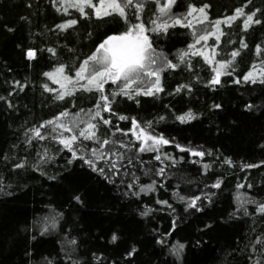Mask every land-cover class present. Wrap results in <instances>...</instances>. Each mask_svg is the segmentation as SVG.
I'll return each mask as SVG.
<instances>
[{"label":"trees","instance_id":"obj_1","mask_svg":"<svg viewBox=\"0 0 264 264\" xmlns=\"http://www.w3.org/2000/svg\"><path fill=\"white\" fill-rule=\"evenodd\" d=\"M62 3L0 0V264H264V213L258 210L264 203V0H176L167 15L159 11L166 0H133L127 20L118 14L98 18L89 7L87 15L71 7L65 12ZM205 5L207 21L187 16L191 7ZM237 9L244 15L221 24L219 41L210 37L196 44L214 54L213 63L191 55L196 37L215 31L214 22L236 16ZM252 13L261 22L245 28ZM176 18L191 20L192 27L173 25ZM70 20L77 23L58 27ZM165 22L166 31H153ZM138 23L148 29L157 66L166 61L178 66L164 67L163 91L151 96H112L119 85L105 84L112 110L102 116L111 123L92 120L97 139L81 137L73 147L82 158L74 159L51 131L55 125L46 122L72 127L64 136L78 134L100 93L76 85L72 95L57 99L64 89L45 73L63 65L56 79H75L105 39ZM29 50L35 58L28 57ZM185 51L189 55L181 61ZM228 61L220 83L212 84L214 69ZM249 72L255 83L244 80ZM189 111L195 119H177ZM62 112L69 115L61 117ZM132 118L170 143L140 152ZM37 128L44 139L35 136ZM104 140L111 143L103 145ZM93 148L124 158L98 160L93 170L86 163L95 160ZM112 160L116 169L110 168ZM147 185L154 189L141 192ZM197 196V207L189 208ZM177 243L184 245L179 257L171 251Z\"/></svg>","mask_w":264,"mask_h":264},{"label":"snow or ice","instance_id":"obj_2","mask_svg":"<svg viewBox=\"0 0 264 264\" xmlns=\"http://www.w3.org/2000/svg\"><path fill=\"white\" fill-rule=\"evenodd\" d=\"M159 2V0H157ZM176 3V0H166L159 11L161 14L167 15L171 12L172 6ZM66 4L67 7H63ZM133 5V0H98V3H93V0H63L62 7L63 11L67 12L68 8H76L81 14L87 15L85 12V8L89 7L94 10V14L99 18L102 16H110L113 14H118L120 17L127 20L126 8ZM135 8L137 10L143 9L142 3H136ZM207 5L204 7H200L197 9L196 7H191L187 12L188 17H193V19H197L198 23H203L208 20L207 13L205 9ZM199 12V18L194 17L193 14ZM244 15L243 9L236 10V16L227 17L224 20H217L214 22L215 31L205 30V34L199 35L195 39V43L189 46V50L191 51V55H200L203 56L204 59L209 63H213V56H209L208 52L204 49H197L196 44H199L201 41H207L210 37H215L217 41L220 39L221 32V24H230L233 20H235L238 16ZM255 13L247 15L246 20L244 21V27L248 28L253 22L260 23V20H254ZM76 20H70L66 24L58 25L60 28H67L71 25L76 24ZM155 24L156 22L153 21ZM184 24V21L181 18H176L173 20V25ZM186 27H192L191 20L188 21L187 24H184ZM169 25L165 23L157 24L156 28L153 31L158 30H167ZM148 29L142 23L132 24L127 30L119 35H112L105 39L96 49L95 53H93L87 60H84L80 68L75 72V79L72 76H63V80L66 83H62L59 79H56L57 74H63L65 71L64 66H60L55 70V73H45L50 79H53L56 83L60 84V88L64 89V91L59 92L57 99L63 100L65 96H70L76 91V85H79L80 88L86 91L96 90L100 93L99 102L95 106V112L90 116L89 121L87 122V127L79 131L78 134H73L70 137L64 136V132H73L72 127H66L64 123H56V121H48L47 125H55L51 129L52 132L59 133V143L63 145L65 149L72 152L73 158H82L77 157V153L74 150V145L77 141L82 137L85 140H95L96 132L94 129L96 128V124L91 121L96 117H99L104 124L111 123L110 120L104 119L102 116L103 112H111V101L109 100V96L104 94V85L111 82L112 84L119 85V92L111 93L112 96L123 95L127 96L130 99L134 98V96L138 95H146L151 96L156 93L162 92L163 88L161 87V73L164 70V67L167 68H176L178 65L173 64L171 61H166L163 67L157 66V60L155 58V50L152 48L151 41L149 36L146 34ZM220 33V35H217ZM195 35V33H194ZM245 47L247 45H244ZM259 50V49H258ZM51 51V50H50ZM238 52H233V57L237 56ZM30 59L35 58V51L29 50L27 53ZM189 55L188 51L182 52L180 55V60L183 61L186 56ZM231 62L220 63L217 68L214 69L215 75L213 76L211 83L219 84L220 78L223 74H226L224 70L227 68L228 64ZM264 71V70H262ZM145 79H150V86L145 87ZM245 81L251 80L253 83L256 82L255 76L253 72H249L248 75L244 77ZM81 81H86L84 84H80ZM239 81H237L238 83ZM68 85H72V88L69 89ZM47 91H54L49 88L47 85L44 86ZM185 87V86H181ZM181 89L178 88L177 91ZM217 107H219L217 105ZM91 113V110H89ZM69 115L67 112H62L60 114L61 117ZM60 118L58 117L57 120ZM119 119L125 120L128 117L120 116ZM163 119V117H161ZM177 119L186 123L190 120L195 119V116L192 112H187L184 115H180ZM41 127H44L42 125ZM149 128L151 125L149 124ZM63 130V131H61ZM117 131H122L121 129H117ZM130 131L135 136L137 141H140V152H153L159 151L160 146L167 145L170 143L168 139H165L162 135H153L151 132L147 131L146 128L141 127L139 123L132 118V128ZM35 136L40 139H44V136L41 135L40 128L35 129ZM103 145H108L111 143L109 140L102 141ZM126 147V145H123ZM179 148L180 146L177 145ZM181 151H191L192 155L195 156H203V152L192 151L191 149H183ZM92 157H95V160L88 159L86 163L93 168V170H97L96 161L98 160H111L113 155H116V158L122 160L123 154L109 153L105 154L103 151H100L97 148H93L91 150ZM156 160H160V156L157 155L155 157ZM231 163L230 161H227ZM23 165H17V167H22ZM208 166L205 165V168ZM246 167H256V165H246ZM111 169H116L117 164L115 160L111 161L110 164ZM101 174H103L104 169H98ZM164 169H159V174L163 175ZM220 184L217 182L213 187H219ZM238 187H243V185H239ZM154 189V185H147L140 188L141 192L152 191ZM75 199L79 200V197ZM181 200L184 197H180ZM200 197H194L188 201L189 208H196L197 201ZM239 200L240 197H237ZM161 203H167V201H162ZM260 212L264 213V203L260 204L259 209ZM147 215V212L143 213ZM117 236L113 234L112 241L115 242L117 240ZM184 245L177 243L171 251L179 257L181 251L183 250ZM135 249L132 250L134 252ZM132 252L129 255H132Z\"/></svg>","mask_w":264,"mask_h":264}]
</instances>
